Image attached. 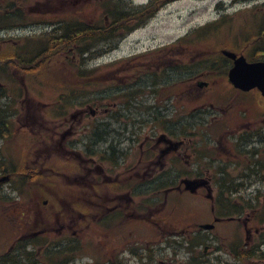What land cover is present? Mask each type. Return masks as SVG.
<instances>
[{
	"label": "rangeland",
	"instance_id": "obj_1",
	"mask_svg": "<svg viewBox=\"0 0 264 264\" xmlns=\"http://www.w3.org/2000/svg\"><path fill=\"white\" fill-rule=\"evenodd\" d=\"M9 1L11 0H0V20L2 18L4 23L7 20L9 23L7 25H19L20 28L24 27L22 29L25 30L22 31L20 29L10 32L8 34L10 36L7 37L0 36V55L4 58L11 56L12 44L19 43L14 36L18 37L19 35H28L37 32L44 33L54 26L50 21L56 19L58 15L46 16L42 12H38L39 10L53 12L51 11L53 7L54 9H66L81 4V0H15L16 5L13 7V11L18 10L20 12L18 16L21 17L17 16L18 19L16 21L10 22L4 15L5 11H7L5 5ZM149 1L151 0H121V4L123 9H130L140 3L145 4ZM231 1L173 0L161 7L154 16L147 18V22L145 21L141 27L135 30L130 36H127L126 39H115L111 42L99 44L98 47L101 48L95 52L97 53L104 49L103 54L100 53L101 55L99 56L87 59L85 67L89 69L97 68L96 71H105L114 67L118 68L127 61L130 55H138V53H142L148 48L151 49L164 44L171 45L179 33H183L190 27L199 26L206 22L208 24L206 29L202 31V38L195 35L189 36V41L192 45L195 40H201L204 42L201 44H205L198 45L199 47L192 49V59L193 57H199V54H202V49L208 51L211 57V54L214 55L216 50L224 46L234 49L246 48L248 50L254 45L251 43L253 40L251 35L257 30V27L259 28L260 25H264V0L259 2V6L253 5L250 7H247V4H240V2L235 4L231 3ZM35 6L38 8V11L32 12L30 8H34ZM94 6L92 4L90 7H84V15L87 14L90 16L94 11ZM44 7L47 8L45 9ZM69 16L64 14L65 18H69ZM212 25L215 26L210 29L209 27ZM240 36H242L241 39H239ZM119 43L120 45H117ZM256 44L258 43L256 42ZM171 47L165 48L163 52L173 51ZM259 47L261 48V46ZM261 49L263 50L264 48ZM263 53L264 51L261 54ZM252 54L258 53H250L251 56ZM166 56L168 60L172 59L171 52L166 53ZM152 57H155L154 54ZM132 61L140 62L142 58L135 57ZM153 64L156 65L155 60ZM128 69L122 73H126ZM39 73L45 74L46 71L41 70ZM9 75L11 76L13 73L8 68L5 73L0 74V81H3L5 84V86H0V92L7 93L15 89L12 77ZM215 77L218 79V75ZM163 78H172L171 72ZM58 79H63V76L49 74L47 78L35 76L33 79H26L27 82L31 81L39 88H31L33 94L37 97V103H30L32 104V111H34L33 108L36 109V114L28 115L27 104L29 102H25L24 106L22 103L21 107L23 110L20 114L22 128L15 127L8 136L3 139L0 137V157L2 164L5 163V159L7 162L11 159L15 161L14 166L20 167V164L25 163V161L28 162L37 156H52L50 158V164L58 171L52 173L49 177H42L36 185L32 183L22 184L19 176L10 179L11 182L6 180L3 183L4 185H0V189H5L2 192V196L4 197L0 202V254L13 241V238L15 239L18 235L28 233L35 223L44 222L43 220L46 219V208L39 209L30 201V196L35 192L49 190L51 195L58 196L66 193H78L79 191L77 178L66 179L67 175L68 177H73L77 173L76 163L74 161L67 162L62 158L75 155H70L64 149H57L55 146L52 148V153L49 150L50 146L54 145L50 143L51 141L49 139V132L52 130L53 124H50L43 118V116L50 118L46 115V110L50 107H45L44 103L57 100L58 95L55 84ZM149 82L150 80L144 81L142 84L146 87ZM224 82L225 79L222 80L220 77L218 82L201 91L185 82L168 80L164 82V89L159 97L165 100L164 104L172 100L171 109L176 111L174 115L155 116L140 114L135 111L140 108H137L136 104L132 102L128 105L127 112L124 111L122 116L119 114L114 119H112L111 115H102V113H98L93 117L90 110H88L84 121L80 124L81 126L79 125V130L85 133L84 137L86 140L93 125L100 123L98 128H96L97 134L94 136V141L99 142L100 146L117 142L116 146L125 148L132 143L131 139H129L130 136L136 137L134 147H138L143 139L151 136L156 130H158V134H162L166 131L184 132L187 129L193 128L194 132L188 136L206 144V146L204 145L202 147H206V152L210 158L211 156H216L221 161L224 154L223 146H232L239 151L241 142L235 140L236 132H241L246 127L259 128L262 125L264 117V104L255 103L256 101L251 100L249 96L239 97L238 95L242 93L236 92L235 95L227 100H222V98L229 97L233 93L228 85H223ZM118 91L119 89L114 88L112 83V86L105 90L98 88L97 95L103 97L115 95L119 94ZM24 92V88L21 85V93ZM220 94H222V97L219 99ZM87 97H90V93L85 94V98ZM141 97L139 96L140 100H142ZM114 99L112 98V100ZM156 100V95L150 93L144 97V102L147 104L153 103ZM115 101L125 104V101L121 100L120 97H117ZM202 110L205 111L202 112ZM191 111L196 112L190 116ZM116 112L118 111H113L112 113L114 114ZM189 112L191 113L188 114ZM162 120L164 125L167 126V129L159 124ZM107 122L112 123L108 125L106 124ZM228 136H230L229 139H227ZM41 137H44L43 141L40 139ZM260 138L264 140L263 136H260ZM205 141L207 142L205 143ZM47 143L50 144L47 145ZM214 166L218 167L217 164H214ZM2 167L0 165V170H2ZM187 168L191 169L188 166ZM211 169L213 171L215 170L213 166ZM63 171L70 172L66 173ZM229 171L233 175L237 172L233 167H229ZM253 172L251 171V173ZM150 179H153V177H150ZM228 179H234L238 182L237 177H228ZM253 179L254 177H247V180H251L250 189L243 190L241 195L247 197L252 193L251 191L255 187ZM236 194L238 196V193ZM19 205L29 206L33 208L32 211H37L32 214V220L29 223L27 221H21L16 225L13 224L14 220L10 212L12 208ZM157 213L158 211L146 214V219L140 221H135L133 220L134 218L128 217V213L126 216H122L117 224L112 223V229L106 230L105 228L96 230V232L99 231L95 235V240H99L98 250L104 251V256L103 254L101 255L102 262L111 254L112 256L117 254L126 259V262L129 261V264H138L127 248L132 246L135 248L137 246L136 243L146 244L150 241L149 243L155 246V252L153 251L155 257H151L148 260V264H152L154 261L160 264L162 260H168L177 264H231L234 262V258L229 256L228 251L235 247L236 243H239L241 236L246 240L244 228L241 232V229L237 227L235 222L234 224L219 225L214 232L208 233V237L203 236L199 242L192 245L190 243L191 239L184 241L182 239L171 238L168 241H164L163 238L169 236V234L180 237L178 232L183 228L189 229L187 223L211 221L210 206L209 204H205L204 199L200 197L184 196V199L182 201L179 200L178 203L176 202L174 207L167 206L162 209L160 215H157ZM246 217L251 218L249 219L250 224L256 225L259 220L257 209L254 208L253 210L244 212L240 220L244 221ZM89 244L88 242L85 247L81 248V254L83 251L84 253L88 252L87 245ZM139 249L143 251L141 246ZM262 251H264V247ZM146 252L148 251L146 250ZM36 259L43 261V258L39 254H36ZM262 260L264 261V254L262 255ZM80 263L81 261H75V264ZM243 264L257 263L253 259H250L243 262Z\"/></svg>",
	"mask_w": 264,
	"mask_h": 264
},
{
	"label": "flooded vegetation",
	"instance_id": "obj_2",
	"mask_svg": "<svg viewBox=\"0 0 264 264\" xmlns=\"http://www.w3.org/2000/svg\"><path fill=\"white\" fill-rule=\"evenodd\" d=\"M181 45L178 47L179 49V56L178 60L181 59ZM205 72L203 73H197L194 76L190 77L188 80L199 87H207L209 86L210 82L204 78ZM260 95V94H259ZM157 103H154L153 106H157ZM0 108L4 112V108ZM137 112L141 113H149V110H136ZM152 115H158L161 114V110L158 108L156 110H153L151 112ZM4 118V117H3ZM84 118V112H81L80 116H74L75 123L69 124L72 128L75 127L76 132V126L74 124L81 123V121ZM3 124V123H2ZM12 127H15V125H12ZM4 128H11L8 123L1 125L0 128V135H2ZM68 134V133H67ZM70 134H72L70 132ZM68 136H65V139ZM151 140H146L141 142L139 147H131L128 149V153L126 155V161L128 165H131L133 167L138 166H163V165H177L181 161H184L187 165H191L193 161L195 160L196 151L195 148L192 146H187L184 140L176 141L174 140V137L172 136H165V135H154L151 137ZM148 139V138H147ZM59 145L64 148V143H59ZM96 146H99V144H96ZM241 146L248 148L247 152L243 153L245 155L244 157L248 160H252L250 156L254 155L253 159V166L254 169L251 171H254L253 173H250L248 170H243L241 173L242 177H264V159L262 158V153L259 148L254 147L252 143L247 142L245 139H242ZM227 152V158H231L235 154L228 148H224ZM245 149V148H244ZM98 155V154H97ZM238 158L241 159V155L236 154ZM78 156L81 160L85 159V155L83 152H78ZM85 156V157H84ZM99 156H89V161L93 162L92 167L87 166L85 169L87 171V175H83L82 177H89L92 181H95L98 179V177H112V174H94L92 171L94 168L96 170H100L99 167H95L97 159ZM1 160V158H0ZM135 176H140L141 173L139 171H136ZM133 175H130L132 177ZM115 177H121L120 175H116ZM211 177V176H209ZM260 187H257V191L260 190ZM96 197V199H95ZM99 198L100 193L96 190L92 191L90 199H87L85 196V192L78 193V199L77 204H72L69 207L64 208L60 212H52L53 218H50L47 220L48 222L56 221L57 227H53L55 229H59L60 231L63 230H73L74 233H76L78 236H81V231L84 229L85 225H90L88 219L92 218L93 220L96 218L94 215L97 208H99ZM14 209H17L14 207ZM75 213H77L75 215ZM51 216V217H52ZM52 228V227H47ZM257 232H259L257 230ZM249 234H251V230L249 231Z\"/></svg>",
	"mask_w": 264,
	"mask_h": 264
},
{
	"label": "trees",
	"instance_id": "obj_3",
	"mask_svg": "<svg viewBox=\"0 0 264 264\" xmlns=\"http://www.w3.org/2000/svg\"><path fill=\"white\" fill-rule=\"evenodd\" d=\"M164 2H166V0H158L157 3L151 7L141 8L137 12L128 11L127 13L113 12L110 9L111 6L106 5L105 13L101 16L100 20L96 22L84 21L83 23H80L78 19L71 18L62 33L53 35L54 38H52L51 41H48L47 39L37 45L41 47L39 52L34 54V56L37 55L38 59L40 58L39 61H42L44 60V56L51 55L52 59L49 68L52 72H55L57 63L60 60L64 62L66 61L65 59L59 58V51H61V48L81 47L84 48V53H91L89 51L93 45L112 37L114 25L119 24L125 27L131 16L140 17L141 20L143 16H146L145 13ZM105 15L109 16L108 20H106ZM43 62H47V60H44ZM37 69H39V67H37Z\"/></svg>",
	"mask_w": 264,
	"mask_h": 264
},
{
	"label": "water",
	"instance_id": "obj_4",
	"mask_svg": "<svg viewBox=\"0 0 264 264\" xmlns=\"http://www.w3.org/2000/svg\"><path fill=\"white\" fill-rule=\"evenodd\" d=\"M232 57L235 54L225 51ZM231 80L240 87H252L259 86L264 91V62H256L252 64L246 63L244 57H240L236 60V66L230 72ZM188 185H194V181H188Z\"/></svg>",
	"mask_w": 264,
	"mask_h": 264
},
{
	"label": "bare ground",
	"instance_id": "obj_5",
	"mask_svg": "<svg viewBox=\"0 0 264 264\" xmlns=\"http://www.w3.org/2000/svg\"><path fill=\"white\" fill-rule=\"evenodd\" d=\"M23 30H25V29H23ZM22 30V31H23ZM4 124V118H3V111H2V109L0 108V128H1V125H3Z\"/></svg>",
	"mask_w": 264,
	"mask_h": 264
}]
</instances>
